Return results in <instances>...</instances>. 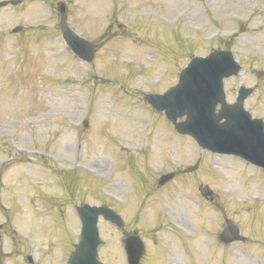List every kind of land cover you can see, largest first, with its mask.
Wrapping results in <instances>:
<instances>
[{"label": "rangeland", "instance_id": "obj_1", "mask_svg": "<svg viewBox=\"0 0 264 264\" xmlns=\"http://www.w3.org/2000/svg\"><path fill=\"white\" fill-rule=\"evenodd\" d=\"M60 1L68 6L69 24L75 30L91 37L105 32L102 36L105 40L99 44L92 62L78 60L64 46L55 25L58 14H53L43 1L22 0L0 8V134H14L17 144L28 149L26 156H20L24 162H14L19 159L15 157L7 172V185L13 180L11 191L0 184V201L9 204L7 218L6 210L0 208V222L4 223L0 232V264H29L26 259L29 252L40 264L64 260V250L71 248L76 230L72 207L82 199L101 203L100 185L108 186L107 192L118 196L116 199H121L122 193L128 194V187L137 190L119 209L147 239L148 250L142 264H255L253 259L264 253V220L260 219L264 214V170L247 168L227 155L209 157L193 142L196 147L191 145L188 136L178 135L162 114L152 111L133 85L162 91L175 82V73L191 53L205 54L221 44L220 37L237 31L231 48L244 67L236 77L225 81L228 99H232L239 83L254 84L246 106L254 115L264 116V0H141L142 4L137 0H53V3L57 7ZM139 9L146 10L148 17L140 19L135 11ZM16 23L22 24V29L12 33L9 29ZM107 37L109 43L105 46ZM158 38L162 47L158 46ZM149 48L154 49V54H149ZM156 57L159 61H154ZM130 60L136 64L108 67L109 62L130 65L124 63ZM90 71L95 72L93 81L100 84L94 89L88 124L78 128L86 115L90 93L88 84L80 85V78ZM154 79L159 82L154 83ZM101 87L106 90L102 92ZM126 92L129 93L124 97ZM115 136L120 138L115 139L116 146L125 143L137 148L117 152L110 141ZM41 147L49 149L58 165H65L63 161L70 157L71 151L83 163L107 169L113 166L115 157L119 159L117 175L102 181L73 170L62 175V183L56 166L34 156ZM11 151L0 142V158L11 156ZM168 157L198 162V175L202 179L187 178V186L182 185L181 179L169 178L162 183L157 180L160 188L150 193V165ZM4 166L0 161V175L6 170ZM198 180L208 182L213 189L210 200L203 199L199 209L192 200L183 198L184 192L187 195L199 192ZM26 189L32 193V203L24 196L21 204ZM58 203L62 223L59 217L60 222L50 218L57 216ZM164 210L178 216L193 233L183 239L167 228L158 231L155 224ZM211 214L217 224L222 220L220 214L237 219L248 239L233 242L235 250L230 249L233 258L229 251L227 261L221 257L226 254V247L221 249L217 243L207 249L203 241L205 237L210 239L207 237L210 225L204 218ZM258 218L252 230V221ZM126 219L127 228L133 226ZM10 221L29 234L33 246L27 252L11 232ZM99 229L105 242L100 248L102 260L106 264H124L121 231L102 219ZM201 235L205 237L201 239ZM250 236H257L254 239L261 242L254 243ZM167 244H171L170 249Z\"/></svg>", "mask_w": 264, "mask_h": 264}, {"label": "water", "instance_id": "obj_2", "mask_svg": "<svg viewBox=\"0 0 264 264\" xmlns=\"http://www.w3.org/2000/svg\"><path fill=\"white\" fill-rule=\"evenodd\" d=\"M62 21L64 22V17H62ZM196 61H198V59H195L193 62H196ZM192 76L194 77V81L192 82V85L189 84L190 93L188 94V91L186 89L187 92H185L184 96H179V98L176 101L178 102V105L181 108L187 109V111L189 112L190 115H195V117L191 120L190 123H193L194 121H198L201 124V128L204 129V131L211 130L212 125L210 124V122H208V119H206V116H207L206 114H208L212 111V107H207L205 104H203L204 103L203 98H201L199 103L197 104L196 99L191 97V88L196 87V85L200 84L201 85L200 88L202 89L203 96H205V94L209 95L205 98V100H207V102H209L210 105H213V103L216 99H221V94L217 96V92H216V91H220V90L219 89L215 90L209 84L210 81L213 82V86L217 83L216 76L211 75L209 71H205L201 67L192 68ZM200 80H201V82H198ZM194 89H196V88H194ZM151 97L152 96H150V98ZM158 107L160 108V106H158ZM213 118L217 119L218 116L217 115L215 116L213 114L212 119ZM189 124L187 126H189ZM216 126H217V124H216ZM252 138H255V136L253 135ZM257 140L259 141V148L262 151H264V141H263L262 137H260L259 133L257 134ZM239 142H241V141H239ZM241 144H244V143H241ZM256 145L257 144L254 143L253 139H251L250 140V147L251 148L249 147V149L244 150L245 155L247 157H249V158L255 157L254 154H257V150L254 149L256 147ZM261 156H264V154H261ZM116 221H118V219ZM132 239L135 240L137 253L134 255L131 264H137L138 258L141 254L142 245L138 241V238L136 236L133 237ZM95 260L96 259H93V261L97 264V262Z\"/></svg>", "mask_w": 264, "mask_h": 264}]
</instances>
